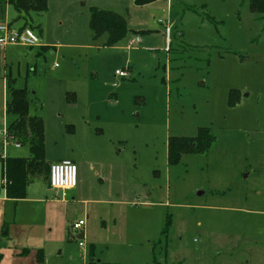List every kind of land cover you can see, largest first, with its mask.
<instances>
[{
    "label": "rangeland",
    "instance_id": "374dc122",
    "mask_svg": "<svg viewBox=\"0 0 264 264\" xmlns=\"http://www.w3.org/2000/svg\"><path fill=\"white\" fill-rule=\"evenodd\" d=\"M91 7L126 17L118 45L93 38ZM31 28L49 48L0 51V125L12 78L44 121L46 161L78 167L66 202L31 183L58 217L49 264H264V14L248 0H49ZM203 127L213 145L169 164L170 138Z\"/></svg>",
    "mask_w": 264,
    "mask_h": 264
},
{
    "label": "trees",
    "instance_id": "16d2710c",
    "mask_svg": "<svg viewBox=\"0 0 264 264\" xmlns=\"http://www.w3.org/2000/svg\"><path fill=\"white\" fill-rule=\"evenodd\" d=\"M157 1L160 0H135V3L138 6H144ZM248 1L252 12L264 14V0ZM7 4L16 12L12 23L22 21L24 24L22 28H31L33 14L47 12L49 0H0V7ZM89 25L94 39L107 36L105 43L107 46L118 45L129 32L126 17L112 10L97 7L90 8ZM14 83V79H7L9 98L6 113L8 117H12L9 128L24 146H28L30 156L0 157V172L6 179L7 196L22 199L26 197L28 186L34 179L42 177L46 181L49 180L50 165L46 161L44 121L40 116L30 114L29 91L26 88H15ZM214 142L215 136L208 127L201 128L194 138L172 137L168 143V162L175 165L180 162L184 154L202 153L207 151ZM153 264L162 263L155 259Z\"/></svg>",
    "mask_w": 264,
    "mask_h": 264
},
{
    "label": "crops",
    "instance_id": "0c3cea01",
    "mask_svg": "<svg viewBox=\"0 0 264 264\" xmlns=\"http://www.w3.org/2000/svg\"><path fill=\"white\" fill-rule=\"evenodd\" d=\"M6 6H8V4ZM2 20L4 21V19ZM6 22L18 28L23 27L20 21L17 23H12V21ZM44 46V44L41 45L40 43V45L36 47L43 48ZM15 47L24 46L11 45L0 48V51L4 50L6 57V54L8 53L6 49ZM27 48L32 49L34 47ZM6 79L7 78H5L4 82V87L6 90L4 93L5 98L9 94V90L6 85ZM7 100L4 104L5 116H7ZM23 146L24 144H22V147ZM22 147L17 148V150L21 149ZM0 149L4 154V149L2 147ZM8 151L9 150H7V152ZM3 154L0 157H3ZM7 157L15 156L8 155L7 153ZM73 162L75 163V161ZM5 181L6 179L4 175L0 172V264H49L51 258L53 257L52 245L57 243L55 242V221L53 220L58 217L55 214H48L47 211L37 209L40 204L48 202L46 198L48 195H50L49 192L45 194L46 189L32 190L31 182L28 186L27 195L25 198L13 199L7 196ZM45 184L47 185V183ZM47 188L48 190L51 189L49 184L47 185ZM62 195L64 198L67 197L66 193L64 192ZM75 197L77 196L72 197V199L74 200ZM66 201L67 198L63 200V202ZM86 225L80 231V239H84L85 237Z\"/></svg>",
    "mask_w": 264,
    "mask_h": 264
},
{
    "label": "built area",
    "instance_id": "2783aa9c",
    "mask_svg": "<svg viewBox=\"0 0 264 264\" xmlns=\"http://www.w3.org/2000/svg\"><path fill=\"white\" fill-rule=\"evenodd\" d=\"M169 30V28H168ZM139 41V37L133 39V42ZM41 43L40 36L32 28H18L10 23L0 19V48L11 45H21L26 47H36ZM115 75L120 78L128 77V73L117 70ZM116 86V83L114 84ZM0 142L4 149L3 158H7V150L10 147L20 148L22 143L10 132L9 124L0 125ZM49 184L52 189L59 192L75 189L78 186V167L71 160H61L50 164ZM86 225V219L80 218L73 223L76 231H81ZM79 246L84 247L82 239Z\"/></svg>",
    "mask_w": 264,
    "mask_h": 264
}]
</instances>
